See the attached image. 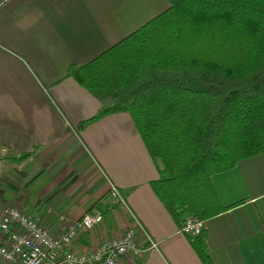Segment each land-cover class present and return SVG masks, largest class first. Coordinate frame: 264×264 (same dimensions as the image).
I'll return each mask as SVG.
<instances>
[{
  "label": "crops",
  "instance_id": "0c3cea01",
  "mask_svg": "<svg viewBox=\"0 0 264 264\" xmlns=\"http://www.w3.org/2000/svg\"><path fill=\"white\" fill-rule=\"evenodd\" d=\"M169 7L166 0H16L0 11V210L46 215L60 234L59 215L79 219L108 204L114 209L80 232L74 249L91 250L136 220L158 246L134 264H204L151 188L159 175L132 117L116 113L82 129L102 104L68 77L71 66L97 58ZM213 182L223 204L245 200L205 222L213 259L264 264V155ZM113 188L123 201L112 198Z\"/></svg>",
  "mask_w": 264,
  "mask_h": 264
},
{
  "label": "trees",
  "instance_id": "16d2710c",
  "mask_svg": "<svg viewBox=\"0 0 264 264\" xmlns=\"http://www.w3.org/2000/svg\"><path fill=\"white\" fill-rule=\"evenodd\" d=\"M166 1V12L68 77L102 104L82 129L132 117L159 175L151 188L182 229L245 203L223 204L213 177L264 155V0ZM112 207L99 209L105 217ZM186 237L204 264H217L205 224Z\"/></svg>",
  "mask_w": 264,
  "mask_h": 264
},
{
  "label": "built area",
  "instance_id": "2783aa9c",
  "mask_svg": "<svg viewBox=\"0 0 264 264\" xmlns=\"http://www.w3.org/2000/svg\"><path fill=\"white\" fill-rule=\"evenodd\" d=\"M15 1L0 0V11ZM111 196L123 201L115 188ZM59 220L63 227L60 234H54L46 215L32 216L15 207L0 210V264H134L144 252L158 246L135 220L120 235L105 238L91 250L78 251L73 247L74 239L80 232L101 224L105 220L103 212L96 209L79 219L59 215ZM204 224L202 220L188 218L180 231L197 236ZM143 240L149 244L145 245Z\"/></svg>",
  "mask_w": 264,
  "mask_h": 264
},
{
  "label": "rangeland",
  "instance_id": "374dc122",
  "mask_svg": "<svg viewBox=\"0 0 264 264\" xmlns=\"http://www.w3.org/2000/svg\"><path fill=\"white\" fill-rule=\"evenodd\" d=\"M1 166H3V165H1ZM2 171H3V169H0V174L2 173Z\"/></svg>",
  "mask_w": 264,
  "mask_h": 264
}]
</instances>
